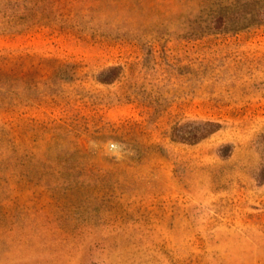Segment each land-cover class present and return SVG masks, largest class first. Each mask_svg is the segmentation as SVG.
<instances>
[{
    "label": "rangeland",
    "instance_id": "rangeland-1",
    "mask_svg": "<svg viewBox=\"0 0 264 264\" xmlns=\"http://www.w3.org/2000/svg\"><path fill=\"white\" fill-rule=\"evenodd\" d=\"M0 264H264V0H0Z\"/></svg>",
    "mask_w": 264,
    "mask_h": 264
}]
</instances>
